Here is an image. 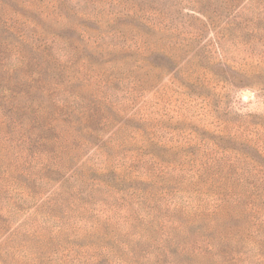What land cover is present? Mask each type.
<instances>
[{"label": "trees", "instance_id": "trees-1", "mask_svg": "<svg viewBox=\"0 0 264 264\" xmlns=\"http://www.w3.org/2000/svg\"><path fill=\"white\" fill-rule=\"evenodd\" d=\"M244 2L250 17L234 13ZM187 10L225 19L220 46L230 31L264 45V0H0V110L52 133L0 153L37 186L33 264H264V116L167 150L147 132L144 95L179 60L161 64V32Z\"/></svg>", "mask_w": 264, "mask_h": 264}, {"label": "rangeland", "instance_id": "rangeland-1", "mask_svg": "<svg viewBox=\"0 0 264 264\" xmlns=\"http://www.w3.org/2000/svg\"><path fill=\"white\" fill-rule=\"evenodd\" d=\"M250 3L244 2L245 6H238L234 13L250 17V10H247ZM184 13L182 18L176 17L177 28L161 32L160 62L166 65L171 51L179 58L176 67L143 98L147 132L155 130L154 140L164 143L165 150L196 134L217 140L223 135L218 131V124L229 120L227 118L264 116V61L257 55L264 50L261 41L256 38L251 44L250 38L245 36L247 47H241L237 45L236 33L230 31L231 36L222 40L220 46L216 40L225 19L213 28L203 15L188 10ZM89 23L88 26H93ZM5 25L0 21L1 43L7 42L3 39L6 34L2 33ZM5 56V62L14 63V51L10 50ZM204 80L209 81L207 85ZM4 113L0 110V153L4 149L3 140H42L38 137L52 136L51 132L43 135L37 132V125H32L34 114L31 112L6 113L12 116L9 119ZM260 135L262 151L255 156L264 159V131ZM130 146L138 148L140 143ZM4 159L7 164L0 166V264H33L34 242L30 226L36 205L32 192L37 186L29 180L28 174L18 171L20 168L12 154ZM92 160H95L92 154L83 159ZM54 186L44 188L38 200L45 199Z\"/></svg>", "mask_w": 264, "mask_h": 264}, {"label": "water", "instance_id": "water-1", "mask_svg": "<svg viewBox=\"0 0 264 264\" xmlns=\"http://www.w3.org/2000/svg\"><path fill=\"white\" fill-rule=\"evenodd\" d=\"M244 100H247V97H244Z\"/></svg>", "mask_w": 264, "mask_h": 264}]
</instances>
